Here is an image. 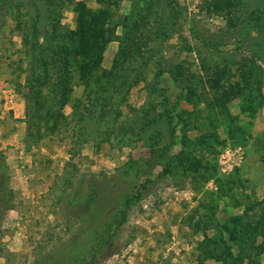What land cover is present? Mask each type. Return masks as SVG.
Here are the masks:
<instances>
[{
  "label": "rangeland",
  "instance_id": "rangeland-1",
  "mask_svg": "<svg viewBox=\"0 0 264 264\" xmlns=\"http://www.w3.org/2000/svg\"><path fill=\"white\" fill-rule=\"evenodd\" d=\"M104 1L0 0V264H264V0Z\"/></svg>",
  "mask_w": 264,
  "mask_h": 264
},
{
  "label": "trees",
  "instance_id": "trees-1",
  "mask_svg": "<svg viewBox=\"0 0 264 264\" xmlns=\"http://www.w3.org/2000/svg\"><path fill=\"white\" fill-rule=\"evenodd\" d=\"M97 2L101 5L105 4L106 2L104 0H97ZM223 5H219L218 7H222ZM101 8H97L96 12H98V18L99 20H101V22H104L105 18H106V12L105 11H102L100 10ZM226 9L230 10V6H226ZM87 24H90L89 26H87ZM85 26H83L82 28H84L86 30V32L83 33V31L81 32L82 36V40H81V44L82 45H85L87 46L88 44H92V40L94 39V35H95V32H99V28L97 29L96 26L92 25V22H88ZM106 27L110 26V18L108 21H106ZM246 27H250L254 30H257V31H264V21L261 19V15L260 14H257L255 11L252 12V14L250 15L248 21L246 22ZM107 33H106V38H104L102 41H101V45H105V43H107V38L109 37L108 35L111 34L112 31H110V29H107ZM110 32V33H109ZM91 39V40H90ZM101 52L98 51L96 52L95 54H91L90 50H88L87 52L84 53V56L85 58H88L87 60V65L88 68H86V71L84 72V74L88 71L89 73H98L99 72V66L97 65V62H95L93 59L95 58L94 55H100ZM102 55V54H101ZM100 55V57H101ZM89 63V64H88ZM115 64L110 67L108 70L106 69H101V76L104 77L106 79L105 82L102 83L101 85V88H98L100 89L102 92L107 88L108 86V83L110 82L111 84L117 79L116 75L114 73L117 72V69H115ZM86 75V74H85ZM115 75V76H114ZM248 78V77H247ZM247 78H245V81L246 83L241 86L240 90L239 91H242L244 87H249L250 86V83L251 81L248 80ZM262 79H264V73H262V76L258 75V76H255L254 78V82H259V83H262ZM109 81V82H108ZM67 82V81H66ZM97 88L95 89V92H97L98 90ZM29 117H32V114L29 115Z\"/></svg>",
  "mask_w": 264,
  "mask_h": 264
},
{
  "label": "crops",
  "instance_id": "crops-1",
  "mask_svg": "<svg viewBox=\"0 0 264 264\" xmlns=\"http://www.w3.org/2000/svg\"><path fill=\"white\" fill-rule=\"evenodd\" d=\"M19 108H20V104H19Z\"/></svg>",
  "mask_w": 264,
  "mask_h": 264
}]
</instances>
